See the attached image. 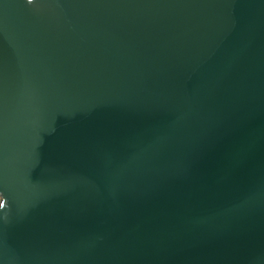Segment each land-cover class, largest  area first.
<instances>
[{
    "label": "water",
    "instance_id": "1",
    "mask_svg": "<svg viewBox=\"0 0 264 264\" xmlns=\"http://www.w3.org/2000/svg\"><path fill=\"white\" fill-rule=\"evenodd\" d=\"M0 264H264V0H0Z\"/></svg>",
    "mask_w": 264,
    "mask_h": 264
}]
</instances>
